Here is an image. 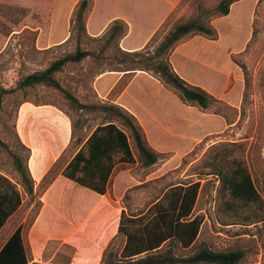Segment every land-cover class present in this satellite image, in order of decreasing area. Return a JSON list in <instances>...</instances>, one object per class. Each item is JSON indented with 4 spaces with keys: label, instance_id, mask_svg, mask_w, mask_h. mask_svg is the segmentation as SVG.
Masks as SVG:
<instances>
[{
    "label": "rangeland",
    "instance_id": "1",
    "mask_svg": "<svg viewBox=\"0 0 264 264\" xmlns=\"http://www.w3.org/2000/svg\"><path fill=\"white\" fill-rule=\"evenodd\" d=\"M79 1L0 0V93L11 91L2 98L0 140L10 152L19 153L24 161L29 151L22 145L15 129L19 108L24 103L49 104L64 112L76 126L73 143L78 137L85 139L107 121L99 110L78 111L61 91L53 87H18L26 76L44 71L54 61L75 52L78 39L72 18ZM192 1L181 8L173 22L182 16L194 15L196 4L191 5ZM202 1L209 8L217 3V0ZM97 2V17L101 22L127 12L121 0ZM89 3L87 22L92 20L96 10L95 0H89ZM211 23L218 32L217 39L188 38L177 48L191 43L182 50V56L174 59L178 74L184 80L202 87L219 100L208 110L183 102L152 72L138 71L125 76L116 71L130 67L118 63L123 55L115 44L103 51L106 31L87 32L79 43L83 50L100 53L101 58L69 63L56 79L82 104L91 107L127 105L143 120L148 140L160 154L159 161L150 168L143 167L139 161L119 164L111 179L113 183L122 169L127 170L123 183L130 190L124 203L130 215L147 212L170 187L200 182L193 216L203 217L204 222L196 243L182 250L174 242L166 245L164 251L171 250L176 257L184 258L204 248L215 252L241 251L244 254L242 264H264V222H256L247 212L240 219L227 217L234 225H221L217 216L226 215L221 214L220 208V178L214 174V160L219 164L224 157L240 160L247 166L264 200V0H241L231 7L227 17L214 19ZM144 35L143 32L135 38L139 41ZM157 103L166 104L176 118L166 119ZM146 107L161 126L143 111ZM10 152L0 145V174L15 183L18 175ZM72 155L67 158L70 160ZM36 203L37 200L31 202L30 198H25L22 208L11 217L7 226L11 232L20 225L30 224L36 214ZM244 218L254 223H246ZM123 243L124 238H118L111 251L120 253ZM71 254L70 248H62L56 262L66 264Z\"/></svg>",
    "mask_w": 264,
    "mask_h": 264
},
{
    "label": "trees",
    "instance_id": "2",
    "mask_svg": "<svg viewBox=\"0 0 264 264\" xmlns=\"http://www.w3.org/2000/svg\"><path fill=\"white\" fill-rule=\"evenodd\" d=\"M189 1L180 2L177 9L140 51L125 52L120 48L121 40L128 33V25L123 20H114L103 35V51L115 44L123 55L121 59L117 58L118 63L130 67L116 71L125 73V76L138 71L152 72L174 90L183 102L208 110L219 100L202 87L184 80L173 68L170 56L177 46L188 38L205 36L210 40L217 39L218 32L211 22L227 17L231 7L241 0H217L213 8L204 6L202 0H193L191 5L196 4L194 15L182 16L173 22L181 8ZM89 6V0H80L73 13V30L78 39L75 52L54 61L44 71L26 76L19 82L18 87H53L61 91L78 111L99 110L106 116L107 121L98 125L85 139L78 137L75 143L73 141L76 126L72 122L70 150L68 149L66 155L52 167L38 189L28 166L31 150L22 144L29 151L28 158L24 161L19 153L10 152L9 147L0 140V145L10 152L18 175L14 183L0 174V232L4 230L0 241L11 233L10 227H7L10 218L22 208L25 198H30L31 202L37 200L35 216L28 226H19L8 239L0 252V264H28L30 249L27 234L41 210L40 196L60 173L87 189L105 195L111 185L114 170L119 164H135L139 161L143 167L150 168L159 161L160 154L150 145L143 127L132 113L115 104L93 107L82 104L56 79V75L69 63H79L88 58L102 56L100 53L83 50L79 44L82 37L87 35ZM6 93L11 91L3 90L0 93V109L3 94ZM68 155H72V158L66 165ZM220 162L221 164L214 160V174L220 178V208L221 214L226 216L218 215L219 223L225 227L234 225L235 223L227 220V217L240 219L247 212L257 220L256 222H264V200L247 166L236 158L224 157ZM200 190V182L173 186L144 214L129 216L123 212L119 235L126 238L125 245L121 252L116 254L111 251L113 244L110 245L104 255L103 264H242L244 254L241 251L215 252L204 248L185 258L176 257L171 250L164 251L166 245L174 242L182 250L189 249L196 243L204 222L203 217L193 216ZM244 219L246 223H254L249 218Z\"/></svg>",
    "mask_w": 264,
    "mask_h": 264
},
{
    "label": "crops",
    "instance_id": "3",
    "mask_svg": "<svg viewBox=\"0 0 264 264\" xmlns=\"http://www.w3.org/2000/svg\"><path fill=\"white\" fill-rule=\"evenodd\" d=\"M121 1L128 13L113 15L101 22L97 17L98 2L95 0L96 10L92 20L88 19L87 32L103 33L114 20H123L128 25V33L119 45L125 52L143 49L181 2V0ZM143 32L145 35L138 41L135 35L138 37ZM190 43L176 48L170 56L171 64L177 73L179 70L174 59L182 56V50ZM121 107L132 113L145 131L143 120L127 105ZM157 107L166 119L176 118L174 111L166 104L157 103ZM143 111L161 126L150 109L146 107ZM15 129L21 143L31 150L28 166L38 189L52 167L66 155L72 141V122L64 112L53 105L24 103L19 108ZM68 160L66 165L70 161ZM126 171L125 169L120 171L105 195L87 189L60 173L40 196L41 210L27 234L30 249L28 264H63L57 263L56 259L64 247L72 250L66 264H103L109 246L123 237L119 235L123 212L130 216L124 203L126 193L130 190L123 183ZM3 231L0 232V240ZM14 231L0 241V252ZM123 238L124 247L126 238Z\"/></svg>",
    "mask_w": 264,
    "mask_h": 264
}]
</instances>
